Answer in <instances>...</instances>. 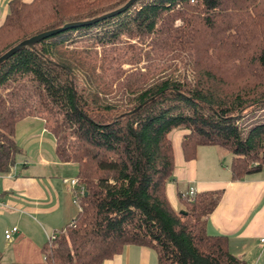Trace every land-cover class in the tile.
Masks as SVG:
<instances>
[{
	"label": "trees",
	"instance_id": "16d2710c",
	"mask_svg": "<svg viewBox=\"0 0 264 264\" xmlns=\"http://www.w3.org/2000/svg\"><path fill=\"white\" fill-rule=\"evenodd\" d=\"M128 1L10 0L0 26V56L33 36L97 19ZM131 10L133 28L111 31L97 43L113 45L129 31L148 56L143 67L125 70L119 58L102 57L108 74L101 75L96 71L104 63L89 65L90 51L81 57L66 49L77 43L74 33L124 23ZM181 68L189 74L176 78ZM260 107L264 0H138L118 15L64 30L0 64V176L11 172L21 154L16 124L40 118L56 158L77 167L75 178L84 188L82 196L72 194L79 209L75 219L44 245V264H103L127 246L150 249L156 264H245L230 253L226 236L206 232L223 191L179 195L183 210L171 206L166 185L173 181L174 154L168 135L186 131V162L201 146L225 150L231 181H240L264 168V122L245 136L237 123Z\"/></svg>",
	"mask_w": 264,
	"mask_h": 264
},
{
	"label": "crops",
	"instance_id": "0c3cea01",
	"mask_svg": "<svg viewBox=\"0 0 264 264\" xmlns=\"http://www.w3.org/2000/svg\"><path fill=\"white\" fill-rule=\"evenodd\" d=\"M9 1L0 0V26ZM185 134L173 130L168 135L174 154L173 181L166 185L171 206L182 211L179 195L186 196L190 189L196 194L223 191L207 220V234L226 236L230 253L245 264H264V168L233 182L229 168L215 157L217 147L207 146L198 147L195 159L186 162L181 150ZM15 142L22 153L11 172L0 176V264H44V245L78 213L63 183L76 177L77 167L58 161L54 140L40 118L18 122ZM12 228L17 232L5 239ZM103 264H156V256L150 249L127 246Z\"/></svg>",
	"mask_w": 264,
	"mask_h": 264
},
{
	"label": "rangeland",
	"instance_id": "374dc122",
	"mask_svg": "<svg viewBox=\"0 0 264 264\" xmlns=\"http://www.w3.org/2000/svg\"><path fill=\"white\" fill-rule=\"evenodd\" d=\"M133 10L129 11L127 16L124 18L123 27L119 26L118 20L110 21L109 23L100 26L98 28L92 29L87 34H80L74 33L73 37L75 38L76 42L75 44H68L69 46L66 48L68 50L75 49L80 55L79 56H86L87 54L84 52V50H88L91 52V55L86 58L89 65H100L103 64V69H97V73L101 75H107V70L105 68L107 67L102 57H105L107 60H110L112 58H119L122 60V69L125 70H135L137 68L143 67L148 62V56L145 51L141 49V40L130 38L129 31L126 32L121 36L119 40H116L113 45L100 46L99 43V37H103L106 34L109 35L111 31H125L128 28H133V16L134 13ZM122 18V19H123ZM78 36H77V35ZM129 45H134L135 49L132 51L128 49ZM63 52H65L63 50ZM107 73V74H106ZM77 74L82 75L83 70L77 69ZM189 72L184 70L183 68L180 69V71L176 74V78H180L184 75H188ZM264 122V107L260 108H254L251 111H248L242 115L241 118L238 120V126L241 129V133L243 136H245L246 132L253 127L254 125L261 124ZM217 151L219 153L215 157L219 159V164L222 167H228L230 165L231 156L221 148L217 147ZM22 153V152H21ZM223 153V154H222ZM207 157H205L206 159Z\"/></svg>",
	"mask_w": 264,
	"mask_h": 264
},
{
	"label": "water",
	"instance_id": "95a60500",
	"mask_svg": "<svg viewBox=\"0 0 264 264\" xmlns=\"http://www.w3.org/2000/svg\"><path fill=\"white\" fill-rule=\"evenodd\" d=\"M136 1L138 0H130L128 1L123 7H121L120 9L111 12L105 16L99 17L97 19L88 21V22H83V23H72V24H66L63 27L57 29V30H53V31H49V32H45V33H41L39 35L33 36L23 42H21L20 44H18L17 46H15L14 48H12L11 50H9L8 52H6L5 54H3L2 56H0V64L3 63L4 61H6L8 58H10L12 55H14L15 53H17L18 51H20L23 48H33L35 44L47 39L48 37H51L55 34H58L64 30L67 29H71L74 27H79V26H87V25H91L94 24L96 22L102 21L104 19L113 17L115 15H118L124 11H126L127 9H129Z\"/></svg>",
	"mask_w": 264,
	"mask_h": 264
},
{
	"label": "built area",
	"instance_id": "2783aa9c",
	"mask_svg": "<svg viewBox=\"0 0 264 264\" xmlns=\"http://www.w3.org/2000/svg\"><path fill=\"white\" fill-rule=\"evenodd\" d=\"M64 185L66 186V188L68 189L69 192H71V194H77L78 196H82L84 193V188L82 186L79 185V182L76 178H71L68 180H63ZM195 191L190 189L187 193V197L189 199L193 198L195 196ZM74 203L76 204V200H74ZM17 229L16 228H12L11 230H8L5 232V239H10L11 235L13 233H16ZM55 236L50 237L48 240H54ZM261 243L264 244V239L261 240Z\"/></svg>",
	"mask_w": 264,
	"mask_h": 264
}]
</instances>
